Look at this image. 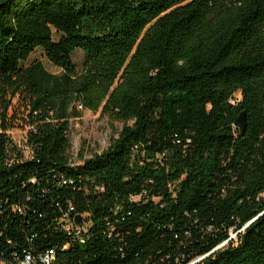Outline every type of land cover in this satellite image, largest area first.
Listing matches in <instances>:
<instances>
[{
	"label": "trees",
	"instance_id": "1",
	"mask_svg": "<svg viewBox=\"0 0 264 264\" xmlns=\"http://www.w3.org/2000/svg\"><path fill=\"white\" fill-rule=\"evenodd\" d=\"M103 103L122 129L73 164ZM0 111V264H264V0H0Z\"/></svg>",
	"mask_w": 264,
	"mask_h": 264
},
{
	"label": "rangeland",
	"instance_id": "2",
	"mask_svg": "<svg viewBox=\"0 0 264 264\" xmlns=\"http://www.w3.org/2000/svg\"><path fill=\"white\" fill-rule=\"evenodd\" d=\"M54 39L57 37L54 35ZM73 61L80 70L83 63V56L80 52H76L73 56ZM38 62L43 65L44 69L52 75H60L61 71L53 67L44 57L41 49L36 50L29 60L23 64L24 67ZM241 99L240 93H237L232 102H237ZM104 103L96 110H83L79 106L82 115L80 118L71 119L69 121L71 149L69 157L73 164H80L82 160L88 159L94 154H100L107 149L112 139L117 137L118 132L122 129L123 123L110 118L103 113L102 107ZM1 114V111H0ZM8 119L15 128L10 129L8 135L16 145L21 148L25 146L26 128H22L24 123L28 121L27 112L24 108L18 106L17 102L13 103V107L8 111ZM21 126V127H20ZM27 153V152H26ZM264 199V194L261 195ZM234 239V234H232Z\"/></svg>",
	"mask_w": 264,
	"mask_h": 264
},
{
	"label": "built area",
	"instance_id": "3",
	"mask_svg": "<svg viewBox=\"0 0 264 264\" xmlns=\"http://www.w3.org/2000/svg\"><path fill=\"white\" fill-rule=\"evenodd\" d=\"M74 212V209L72 207L69 208V211L63 216L61 219V222L63 224V230L66 231L67 233H71L74 235L78 240H80L81 243H83L82 240V233L85 231L84 230V219L82 217V226L77 227L74 224V218L75 216H71V214ZM235 236V235H234ZM232 238V236H231ZM235 238V237H234ZM226 243L220 245L217 249L223 247ZM53 252L44 254L43 256L40 257V261L43 264H50L53 260ZM202 259V258H201ZM201 259H198L196 262L200 261ZM34 260L31 256L27 255L25 256L24 260L19 263V264H33ZM5 264V263H2Z\"/></svg>",
	"mask_w": 264,
	"mask_h": 264
},
{
	"label": "water",
	"instance_id": "4",
	"mask_svg": "<svg viewBox=\"0 0 264 264\" xmlns=\"http://www.w3.org/2000/svg\"><path fill=\"white\" fill-rule=\"evenodd\" d=\"M236 126L239 128V130L241 132H244L245 131V128H246V120H245L244 114H241L239 116V118L236 121ZM74 224L77 227H81L82 226V217L80 215L75 216V218H74Z\"/></svg>",
	"mask_w": 264,
	"mask_h": 264
}]
</instances>
